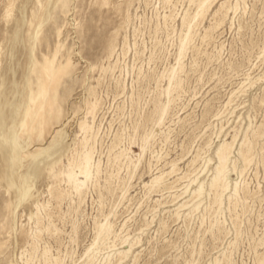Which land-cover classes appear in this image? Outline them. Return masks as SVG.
Wrapping results in <instances>:
<instances>
[{
  "label": "rangeland",
  "instance_id": "obj_1",
  "mask_svg": "<svg viewBox=\"0 0 264 264\" xmlns=\"http://www.w3.org/2000/svg\"><path fill=\"white\" fill-rule=\"evenodd\" d=\"M204 1L0 0V264H264V0Z\"/></svg>",
  "mask_w": 264,
  "mask_h": 264
},
{
  "label": "bare ground",
  "instance_id": "obj_2",
  "mask_svg": "<svg viewBox=\"0 0 264 264\" xmlns=\"http://www.w3.org/2000/svg\"><path fill=\"white\" fill-rule=\"evenodd\" d=\"M210 0H205L204 3L202 4V7H204ZM201 6V5H200ZM46 12H43L39 18H38V22H41L45 19L46 17ZM22 123H23V117L19 116V120H18V123L13 126V137L12 139L10 138V130L9 128L6 130L5 133L2 134V138H3V141L7 144V145H11L12 148L14 149V156H13V164L15 166H18L20 164V156H19V152H22L24 150H27V148L30 147L31 143L33 142V140L29 137V136H26V138L24 139H21L19 137V131L21 129V126H22ZM41 146V145H40ZM225 148L224 146L220 147L218 152H217V156H218V159L219 161L223 159V157H225ZM46 151L43 150L42 148H33V149H28L27 150V153H26V156H25V159H28V158H33L39 154H42V153H45ZM226 158V157H225ZM224 172V166L222 163H220L217 167V175L215 176L214 181H213V184L212 186L213 187H218V184L219 182L221 181V175L223 174ZM1 177V176H0ZM1 179H5L4 176L2 175ZM162 180V176H157L155 177L154 179H152V181L149 183L150 187H153L155 184H157L159 181ZM6 188L8 190H14L13 188L15 187L14 183L13 182H9V181H5L4 182ZM156 186V185H155ZM159 186V185H158ZM157 187V186H156ZM202 187H200L197 191H196V194L198 195L200 193V191L202 190L201 189ZM13 192V191H12ZM195 193V192H194Z\"/></svg>",
  "mask_w": 264,
  "mask_h": 264
}]
</instances>
